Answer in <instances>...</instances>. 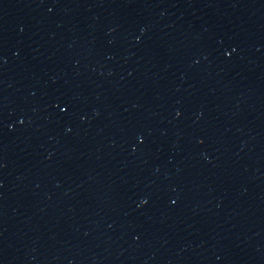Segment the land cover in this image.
Instances as JSON below:
<instances>
[{
    "label": "water",
    "instance_id": "water-1",
    "mask_svg": "<svg viewBox=\"0 0 264 264\" xmlns=\"http://www.w3.org/2000/svg\"><path fill=\"white\" fill-rule=\"evenodd\" d=\"M0 264H264V0H0Z\"/></svg>",
    "mask_w": 264,
    "mask_h": 264
}]
</instances>
